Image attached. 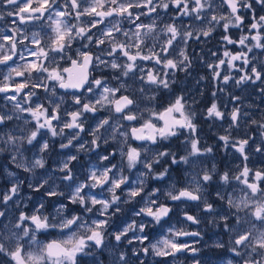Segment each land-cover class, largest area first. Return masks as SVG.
<instances>
[{"label":"snow or ice","instance_id":"1","mask_svg":"<svg viewBox=\"0 0 264 264\" xmlns=\"http://www.w3.org/2000/svg\"><path fill=\"white\" fill-rule=\"evenodd\" d=\"M193 7H189V4ZM221 6L226 5L230 11L227 15H216L211 14L215 12L212 0H91L89 7L81 9L78 0H70V5L73 11L59 10L56 5V0H24L23 3L20 0H0V4L13 5L15 7L16 14L19 15L21 21H28L32 19H41L45 12L54 13L55 19L53 23L55 27L53 31L54 37H49V51L62 54L61 59L67 58L71 62V67L59 68L53 67L51 71L48 67H45L39 60L26 63L22 66L13 67L9 73L4 76L3 80L0 81V93H8L9 91L15 94L6 96V99L17 101V95L24 92L25 88L30 90L25 93V103L30 106L27 108L17 102L14 104L16 112H28L35 120V124L31 129H28L25 134L13 135L11 132L0 135V143L5 147H0V152L8 150V146H15L17 154L12 156V161L16 163L18 168H23L25 171H32L35 168H43L45 161L43 158L35 159L31 166L24 163L22 160L17 161V155H19V148L25 143L32 145L37 140L38 135H41V130L46 129L51 136H63L65 129L75 130L71 137L67 138V143H61L60 148H68L73 145V140H78L80 133L84 132V124L87 120L86 113H96L107 108L110 113L108 118L100 120L95 128L90 131V135L93 137L91 140V148L95 149L100 146V142L108 144L109 137H105L101 141L100 129L109 125L111 128L110 138L115 139L116 134L119 133L122 138L121 144L128 145L127 151L123 147L120 148L119 154L121 160L126 159V167L131 170L136 167L138 163L143 164L146 169L145 172L140 173V177L129 184V177L124 175L123 166L118 167L116 164L106 165L103 169L93 167L89 170L85 181L80 182L73 189L71 185H68L70 191L66 196L68 203H61L54 210V213L46 211L45 204L41 202L31 213L21 211L16 223L13 225L14 228L18 229V232H12L10 235H6L0 232V254L10 258L14 264H77V257L79 255L88 256L91 255V251L86 249L100 248L104 245L106 234L116 242L126 240L127 244L132 245L138 243L142 247L140 249L133 248V256L138 257L140 253L145 255L151 252L156 257H168L173 256L175 253L188 250L197 251L195 247L188 243H179L176 238L182 236H200V232H188L184 229H177L175 226L167 229L168 235L156 242H151L148 235V230L156 225H160L162 220L168 218L170 213L173 212L172 206L165 203L168 201H199L203 205V209L212 214L210 223L219 225L222 222L223 228L229 233L234 232L235 229L229 224V220L233 215L231 211H226L223 215L216 214V209L213 203H210L207 198L203 196L205 185L208 182L213 181L215 174V166L211 170L201 169L200 173L193 175L191 181L186 186L177 188L175 183H172L167 190L162 193V190L158 187H153L151 190L147 189L146 180L151 177L154 180H163L169 175V168L171 165H179L180 163L188 164L189 157L200 156L212 152V148L205 146L201 148L199 146L200 141L196 138L195 133L197 125L193 122L194 113L189 114L186 111V102H184L183 96H178L173 103L163 109L161 112H156L151 108H145L144 111L148 113V118H144L143 113L134 111L133 106L136 105L138 108L137 101L131 98L129 95L121 94L119 97L116 96L122 90L127 92L128 86L124 83H120L118 87H109L104 79L96 78L90 72V69L104 65L107 68L115 70L118 74L114 76V79L119 80L121 77H128L130 73H134L138 65L136 61H154L156 65H162L163 69H176L180 65L182 71H187L191 66L188 56L183 50L179 53L183 59L175 61L168 58V48H171L173 42L179 37L184 43L187 39L192 38L193 32L190 30L180 31V28L176 25L173 17V23L164 25L162 31L169 34L168 39L161 45L160 51H155V45L147 48V54L141 47L145 45V40L141 36V31L147 29L148 33H151L156 28V21L154 20L151 24H137L136 31L132 33L135 37V42L127 43L117 39L115 33H120L124 37H129L128 31H123L120 27V20H116L111 23V26H105L103 29H98L100 32L99 36L95 33H91L93 28H97L99 24H103L106 18L109 17H123L129 19L130 22L135 23L136 20L140 19L141 15H150L155 13L157 9H163L167 11L170 4L175 7L179 16H193L195 19H202V13L210 10L209 23L223 20V28L227 33L229 26L241 27L244 24V16L240 14L241 9L252 11V19L254 22L250 24V29H256L257 34L252 36L251 39L256 41L254 47H264L261 44L260 28H264V15L257 17L254 11V4H259L264 7V0H220ZM35 5V6H33ZM143 8L145 12L135 13L133 9ZM8 16H12L13 12L9 11L6 13ZM27 14V15H24ZM75 16L76 20H79L81 16H91L93 19L88 22L86 26L80 24H70L64 20L65 16ZM4 18V14L0 13V19ZM49 19H52V15H49ZM213 27L207 29H200V33L205 37L209 36ZM13 31H17L13 29ZM197 40L200 38L199 35L195 37ZM0 39L10 41V52L11 54H4L0 56V64H7L8 61L13 59L16 55V41L14 36H3ZM224 41L229 44L238 43L245 45V42L249 39L248 36L242 35L238 41L232 40V38L225 34L222 36ZM76 40H86L87 43L82 45L85 50L77 49L75 52L76 58L68 55L66 49H71L72 44ZM32 43L39 44V40L34 38ZM107 43L108 48L102 49V52L108 56H115L117 52L121 56L126 58L124 63H117L116 59L112 61H106L101 58L100 55H95L88 50L89 45L99 47ZM2 47V46H0ZM132 49H135L133 52ZM251 51V48L248 49ZM163 54V55H162ZM30 55L42 57L44 60L48 59V51L43 48L39 49V52L32 51ZM225 57H229V63L236 60H243L245 64H248V58L246 53L240 52L233 54L229 51L223 53ZM24 59L23 56L20 57ZM185 61H188L185 64ZM56 62V58H52V63ZM225 60L220 59L219 65H224ZM219 65L210 66L218 67ZM234 66V65H233ZM21 67L24 71L21 70ZM25 71L31 75L33 71L48 73L45 80L55 81L59 88L62 89H74L79 90L80 94L73 93L72 102L74 105L79 107L69 112L65 110V116L70 117L69 120L63 121L62 125L57 130V127L53 125V121L60 122L61 117L59 115L61 104L64 103V98L59 97L60 103H55L49 99L51 111L48 107H45L43 103H37L34 106L31 105V98L35 95L34 89L37 87H43L46 92L50 91L53 95L56 92V88L49 89L44 82L33 83L30 80L13 83V74L17 77H22ZM140 72L144 73V69L141 67ZM67 74L65 76L64 74ZM251 75L245 74L239 80L236 81L240 84L244 81L255 82L262 79L261 71L253 67L251 69ZM214 77L219 78L220 73L214 72ZM168 72L162 70H148L143 75L139 76L142 81L155 85L157 89H169L174 81H170L168 78ZM230 76H224L223 80L226 83ZM97 90L99 94L97 95ZM141 93L144 92L143 88H140ZM264 91V89H261ZM85 93L92 94V98L85 96ZM215 95V93H213ZM147 99L154 100L155 96L146 97ZM238 100L239 97H234ZM115 114H120L113 124H109L110 119ZM178 114V117L177 115ZM15 113L0 114V126L5 125L8 121L14 119ZM208 117H215L223 119L224 113L219 110L216 103H212L211 107L207 109ZM233 126H236L237 121L240 118L239 107H234L230 113ZM152 117H155L158 121H162V125L158 126L157 123L153 122ZM15 118L19 119L18 116ZM43 118V121H41ZM142 120L140 126H130L126 131L120 132L119 129L123 127L121 121H136ZM25 124L30 121H25ZM252 123H259L253 120ZM260 127L264 128V123H260ZM186 129L191 134L186 141L190 146L187 154L177 158L176 153L164 150L158 151L152 155L149 159H141L142 153H147L148 149L144 147H132L128 144V139L131 137L137 141H149L155 144L158 140H167L170 137H178L180 130ZM24 132L23 129H21ZM225 142V147L228 146L230 140L229 135L220 137ZM248 139H241L236 143L232 144V147L236 148L241 153L244 160L248 159L245 154V146L248 144ZM49 148V143L45 141L40 151L43 153ZM80 150H91L86 149V145L81 143L78 146ZM256 151H260L257 147ZM116 153L111 152L108 155H101L99 159L101 161H109L111 156ZM167 158V159H165ZM77 160V156L72 155L68 157L67 161L63 162L59 168V171L64 172L65 175L61 177L64 181L73 180L72 169L70 164L72 161ZM168 165L167 167L161 166L162 170L155 171L154 165H160L161 161ZM170 161V163H169ZM115 170V171H114ZM253 176L252 182H249V175ZM9 176L14 174L9 172ZM198 177V178H197ZM243 177L244 179H241ZM51 177L43 180L38 185H29L33 187L34 191H40L45 185L49 183ZM219 179L224 184H228L231 180L240 181L247 189L245 196L239 202L232 198H226L222 192L217 191L215 193L216 198L221 201H225L228 205V209H236L237 212L248 209V216L251 218L250 227L238 234L234 239L230 238V243L233 245L231 251L237 256H246L242 260V264H264V187H261V182H264V171L252 170L246 165L239 175L229 176L228 172H224ZM127 187L122 188V186ZM19 183H13L12 187L8 189L3 195V203L7 204L8 201L12 200V197L17 194L19 189ZM107 186L106 190L110 194L109 198H102V192ZM100 188L101 193L93 195L91 189ZM88 189V192H85ZM120 190L126 199L121 201V196L117 195V191ZM244 191V189H242ZM47 197H64L63 191H58L56 188L49 187L45 190ZM163 195V199H162ZM140 198V202L143 204L135 212V217L151 218L150 220L137 221L133 219L130 223H127L119 231L109 232L111 221L113 217H116L122 212L121 204H129L136 198ZM70 205L79 206L76 209H72ZM85 214H93L98 216L96 219H92L91 216L85 219ZM5 212L0 210V217H4ZM186 221H190L193 224L201 223L200 219L194 215H189L184 212ZM240 217L236 215L237 223L240 221ZM259 223V228L257 223ZM6 227V226H5ZM50 230H57L61 234L64 230H68L66 235H62V238L51 239L48 241H42L38 239L40 234L49 235ZM132 236L129 238V233ZM254 232L256 233L254 235ZM27 238L28 250H25V244L21 241ZM146 242H148L146 244ZM217 248H223L224 244L217 242L215 245ZM238 246H243L241 250ZM35 248L36 250H32ZM118 260L120 264H127L126 253L120 252ZM139 264H143V261H139ZM228 264H233L230 260Z\"/></svg>","mask_w":264,"mask_h":264},{"label":"rangeland","instance_id":"2","mask_svg":"<svg viewBox=\"0 0 264 264\" xmlns=\"http://www.w3.org/2000/svg\"><path fill=\"white\" fill-rule=\"evenodd\" d=\"M78 3L82 8L89 7L91 0H78ZM212 3L215 10H217V8H222L223 12L226 11V5L221 6L220 0H212ZM15 7L16 6L13 5H5L4 9H2L5 16L3 19H0L1 34H3L1 29L7 23H9V27H13L17 30L16 32L14 31L15 36L13 35L17 42L15 50L16 55H14L13 59L8 61L7 64H0V75L6 71L4 74L5 76L9 73L11 68L22 66L39 59L38 56L30 55V52L35 51L38 53L39 49L45 46L44 41H42L46 38L44 32L46 29H51L50 26L45 25L49 24V22L36 19L31 22L32 30H27L25 26L21 24V20L18 16H8L6 14L9 11L14 12ZM189 7H193V5L190 3ZM133 11L135 13H140L145 12L146 9L137 8L133 9ZM174 11H176L175 7L170 4L167 11L158 8L157 11L151 15H141L140 19L136 20L135 23H132L129 19L123 17L117 19L113 18L114 16L109 17L105 19L103 24H99L97 28H93L89 34L91 35L92 33H95L96 36H99L100 32L98 29H103L106 25L110 27L111 23H114L119 19L121 29L123 31H128L129 37H124L120 33H115L117 39L122 42L133 43L135 42V37L132 36V33L136 31V25H148L155 20L156 28L153 32L148 33L147 29L141 31V36L145 40V45H142L141 47L144 49L145 54H147V48L153 47V45H155L154 50L159 52L161 45L164 44L169 36V34L162 31V29L164 28V25L173 23L172 13ZM209 12L210 10L203 12L204 20L193 26L185 25L184 23L187 19L182 16L175 19V23L180 28V31H192L193 38L191 40L187 39V42L184 43L178 37L177 40L173 42L172 47L168 49L167 55L168 58L179 61L183 59V57L179 55L181 50H183L191 62V66L187 71L181 70L183 65H180L176 69H163L162 65H156L154 61H141L138 59L136 61L138 67L135 72L130 73L128 77H121L119 80L114 79L113 77L118 73L104 65L95 68L94 76L96 78L104 79L109 87H118L120 83H124L128 86L129 90L127 92L122 90L120 93H117L116 96L118 97L121 93H128L130 96L135 97L138 108L134 105L133 110L143 113L144 118H148V113L144 111L145 108H151L158 113L173 103L178 96H183L184 102H186V111L189 114L194 113L193 122L197 125L195 136L200 141L199 146L201 148L205 146L211 147L212 152L200 156L189 157L188 164L180 163L179 165H171L169 168V175L163 180L158 181L148 177L146 180V190L158 187L163 193L172 183H175L177 188L184 187L191 181L193 175L201 172V169L211 170L213 166H215L213 181L208 182L205 185L203 196L207 198L210 203L214 204L216 214L223 215L226 211H231L241 218L239 223H237L236 215H233L229 220V224L235 229V231L231 233L226 231L222 226V222L219 225L210 223L212 214L203 209L201 202L176 201L175 211L172 213L171 217L162 220L160 225H156L148 230L149 239L153 243L162 239L164 236L168 235L167 229L173 226L177 229L182 228L188 232H200V236H182L176 238L179 243H188L195 247L197 251L193 252L185 250L183 252H177L173 256L156 257L152 254L150 249L148 254L145 255L141 252L140 255L136 257L133 256L132 250L133 248L140 249L142 247L141 245L138 243L129 245L126 240L123 239L118 243L114 238L106 234L104 245L100 248L86 249V251H91L92 254L88 256L79 255L77 257V264H120L118 260L120 252L126 253L127 264H133V261L135 260H137V264H139V261L141 260L143 261V264H228V261L230 260L233 264H242V260L246 258V256H237L230 250L233 246L230 243V238H236L238 234L251 226L250 223H246V221L251 220L248 216V209H243L239 212L234 208L229 210L226 202L218 200L215 193L220 191L226 198L230 197L239 202L244 198L247 191L245 185L240 181L231 179L228 184H224L219 177L224 172H228L230 177L232 175H239L245 165L252 170L264 171V128L260 127V123H264V91H261V89H264V47H254L255 42L251 41V39H248L245 42V45L227 43V41L222 39V36L225 34L229 35L234 41H238L240 37L235 38L234 34H232L233 32L230 30L225 33L223 26L220 28L219 26L214 25L213 21L209 23ZM192 17L195 18L194 15ZM82 18L83 20L85 19V23L87 24L93 19V17L87 15L82 16ZM52 27L54 28L55 25ZM209 27L214 28L209 36L205 37L200 33V29H207ZM12 31L13 30L9 33H13ZM214 34L215 36L213 38ZM34 35L35 39L39 40V44H30ZM197 35H199L200 40L205 43V48L203 46L196 47L197 44L202 45L200 40L195 38ZM260 42L261 44H264V36H261ZM0 43V46H2L0 47V56L11 54V42L2 39V42ZM49 44L50 43L46 44L48 50ZM92 48H95L97 55H100L101 58L106 61H112L113 59H116L117 63H124L126 61V58L121 56L119 52H117L115 56L104 54L102 49L106 50L108 48L107 43L99 47L89 45V49ZM249 48H251V51H248ZM80 49L84 50L83 47ZM132 51L134 52L135 49H132ZM225 51L231 53L244 52L247 55L249 63L245 64L243 60H236L232 61L230 64L229 57L223 55ZM48 53L51 54L50 57L48 55V59H50L51 63L44 64L45 67H48L49 70H51L53 67L62 65L61 63L57 64L56 62L52 63L53 53ZM21 56H23L24 59H21ZM55 58L57 61L58 58ZM220 59L225 60L224 65H219ZM187 63L188 61H185V64ZM215 65L219 66L210 67ZM141 67L144 69V73L150 69L154 71L158 69L167 71V78L170 81H174V83L171 84L169 89H157L155 85L148 84L139 79V76L144 74L140 72ZM253 67L257 68L258 71H261L262 79L255 82L244 81L237 84L236 81L242 76L245 74H252L251 69ZM21 70L24 71L22 67ZM214 72L220 73L219 78L214 77ZM26 73L29 74L25 71V74ZM25 74L22 77H17L13 74V83L30 80L33 83L44 82L49 89L53 87L56 88L54 95L50 91L46 92L43 87H37L34 89L35 95L31 98L32 106L37 103H43L45 107H48L49 111H51L49 99L55 103H60L59 97L64 98V103L61 104L59 113L61 121H53V125L59 130L63 121L70 119V117L65 116V110L71 112L74 108L79 107L72 102V95L73 93L79 95L80 91H66L65 89L59 88L55 81L45 80L48 76L47 73L33 71L31 76ZM226 75L230 76L231 79L225 83L223 77ZM140 88L144 89L143 93L139 91ZM29 90V88H25L24 92L19 93L17 95V101L6 99V96L15 94L12 91H9L8 93H0V114L15 113L13 120L0 126V135L11 132L13 135L19 136L25 134L28 129H31L34 126L35 120L30 113L16 112L13 107L17 102H19L24 108L30 106L28 103H25V93ZM213 93H215V95H213ZM96 94H99V90H97ZM84 95L88 98H92V94L85 93ZM153 95L155 96L154 100L146 98ZM234 97H239V99L236 100ZM212 103H216L219 110L224 113L223 119L207 116V109L211 107ZM234 107H239L240 109V118L237 121L236 126H233L230 116ZM109 115L110 113L107 108L94 114L86 113L85 116L87 117V120L85 123L88 124V130L85 133H80L78 146L81 143L85 144L87 139L89 140L87 146L90 147V142L93 139L89 134L90 131L95 128L100 120L108 118ZM119 115L120 114H115L112 116L109 124H113ZM16 116H18L19 119L15 118ZM152 119L158 126H161L163 123L162 121H158L155 117H152ZM253 120L258 121L259 123L254 124L252 123ZM25 121H30V123L25 124ZM41 121H43V118H41ZM142 122L143 121L140 119L136 121H121L123 127H121L119 131H126L130 128L131 124H140ZM21 129H23L24 132H22ZM74 131L75 130L73 129H65L63 136L58 135L53 137L46 129H43L41 130V135H38L37 140L34 141L32 145L25 143L19 148L20 154L17 155L18 162L22 160L24 163L31 166L35 159L43 158L45 161V166L43 168H35L30 172L25 171L23 168H18L16 165L11 167L10 161H12V156L17 154L15 146H8L7 151L0 152V210L5 212V216L0 217V232L5 233L6 235H10L12 232H18L19 230L14 228L13 225L16 223L20 212L31 213L41 202L45 204L47 212L54 213L55 208L59 206V204L68 203L66 199V196L70 191L68 185H71V188L74 189L77 184L85 181L89 170L93 167L103 169L106 165L110 164H116L118 167L122 166L120 155L119 158H116V155L111 156L109 161H101L99 159L101 155H108L111 153V148L113 147H116L118 152L121 147L126 151V145L121 144L122 138L119 133L116 134L114 140L110 138L111 128L109 125L100 129L101 141L105 137H109L108 144L101 142L100 148L92 149L91 152H85V155L87 156L85 160L80 159V152H77L75 149L60 148V144L67 143V138L71 137ZM190 135L191 134L188 130L181 129L178 137H170L167 140H158L155 144L149 141H137L136 143L131 137L128 139V144H131L132 147H144L148 149L147 153H142V160L145 159V157L150 159L156 152L164 150L176 153L177 158H179L180 156L187 154L190 146L186 141ZM224 135L230 136L227 147H225V142L220 139V137ZM58 137L61 138L60 142L57 141ZM241 139H248L249 141L245 146V154L248 157L246 161L241 153L237 151L236 148L232 147L233 143H236ZM45 141L49 143V148L42 153L40 147ZM0 147L5 146L0 143ZM32 147H34L33 150H31ZM257 147L260 148V151H256ZM72 155L77 156L79 159L78 161H72L70 164L73 180L64 181L61 177H63L65 173L59 171V168L62 163L67 161L68 157ZM162 165L165 167L168 166L164 164V161L162 160L160 165H154V170H162ZM145 171L146 169L143 167V164L138 163L137 173L130 172L127 174L124 170V175L129 177V184H132L140 177V173ZM9 172L14 175L9 176ZM49 177H51L49 183L45 185L44 188H41L40 191H34L33 187H29L30 184L34 186L38 185L42 183L44 179ZM241 179L244 178L241 177ZM248 180L249 182H252L253 176L251 174L249 175ZM13 183H19L20 186L18 192L12 197V200L8 201L7 204H4L2 199L3 195L8 192V189L12 187ZM49 187L56 188L58 191H63L65 196L47 197L45 195V190ZM125 187H127V185L122 186V188ZM261 187H264V182H261ZM106 188L107 186H105L103 192L100 188L91 189V193L95 195L102 192V198H109L110 194L107 192ZM242 189H244V191H242ZM88 191V189H85V192ZM117 195L121 196V201L126 199V196L123 195L120 190L117 191ZM171 202L173 201L165 200V203L169 204ZM142 206L143 204L140 202L139 197L129 204H121L122 212L116 217H113L109 232L119 231L133 219H136L138 222L141 220H150L151 218L135 217V212ZM69 207L76 209L79 206L70 205ZM183 212H191L194 216L200 219L201 223L193 224L190 221H186ZM89 216H91L92 219L98 218V216L93 214H85V219H88ZM255 223H257V227L259 228V223ZM67 232L68 230H64V233L61 234L57 230H50L49 235L40 234L38 239L45 242L51 239H59L62 238V235H66ZM255 234L256 233L254 232V235ZM128 235L130 238L132 233L130 232ZM217 242L224 244V247L217 248L215 246ZM21 243L25 244V250L27 251V238L21 241ZM147 243L148 242H146V244ZM238 247L243 250V246ZM32 250L36 249L33 248ZM0 264H14V262H12L9 257L0 254Z\"/></svg>","mask_w":264,"mask_h":264},{"label":"flooded vegetation","instance_id":"3","mask_svg":"<svg viewBox=\"0 0 264 264\" xmlns=\"http://www.w3.org/2000/svg\"><path fill=\"white\" fill-rule=\"evenodd\" d=\"M20 2L21 3H23L24 2V0H20ZM56 5H57V8L59 9V10H63V11H73V9L71 8V5H70V0H56ZM4 6H5V4H0V13H3L4 14V16H5V13L2 11V9H4ZM33 6H35V5H33ZM254 11H255V15L257 16V17H259L260 15H264V7H262L261 5H259V4H254ZM191 8V7H190ZM226 8V11L225 12H223L222 11V8H217V10H215V12H212L211 14H216V15H221V14H223V15H227L228 14V12L230 11V9H228L227 8V6L225 7ZM81 9H82V7H81ZM52 15V19H49V15ZM152 14V13H151ZM150 14V15H151ZM240 14L241 15H243L244 16V24L243 25H241V27H239V28H237V27H232L231 25L229 26V29L228 30H230V31H232L233 33L232 34H234V36H235V38L237 37H241L242 35H246V36H248L249 37V39H251V37L252 36H255L256 34H257V30L256 29H250V24L252 23V22H254L253 21V19H252V15H253V13H252V11H250V10H245V9H241V12H240ZM13 15L14 16H18L19 17V15H17L16 14V11H14L13 12ZM24 15H27V14H24ZM203 13H202V17H203ZM208 15L210 16V12L208 13ZM172 16L173 17H180L179 15H178V13H177V10L176 11H174L173 13H172ZM183 18H185V19H187L186 20V22L184 23L185 25H187V26H193V25H195L196 23H200L202 20H204V17L202 18V19H199V20H197V19H195V18H193L192 16H182ZM56 17H55V14L54 13H49V12H45L44 14H43V17L41 18V20L42 21H46V22H49V24H45V25H47V26H50V30H45V39L44 40H42V41H44V43H45V46H43L42 48L45 50V51H48V52H50V53H53V56L52 57H57L58 58V60L56 61V63L57 64H59V63H61L62 65L60 66H58L59 68H65V67H71V62L65 57V58H63V59H61L60 57H61V55L62 54H57V53H54V52H51V51H49L47 48H46V44L47 43H50V40H49V37H54V31H53V25H54V23H53V20L55 19ZM113 18H115V19H117V18H120V17H113ZM64 20H66V21H68V23H70V24H80L81 26H86L87 25V23H85V19L83 20V18H82V16L79 18V20H76L75 19V16L73 15L72 17H68V16H65L64 18H63ZM34 20H36V19H32V20H28V21H21V24L23 25V26H25V28L27 29V30H32L31 29V26H32V21H34ZM40 20V19H39ZM108 22V21H107ZM225 23V21H223V20H221V21H219V23H216L215 21H213V24L214 25H216V26H219L220 28H222V26H223V24ZM109 24V23H108ZM13 29H15V28H13V27H9V23H7V24H5L4 25V27L1 29L2 31H3V34H1V32H0V37H3V36H6V35H8V36H15V32L14 31H12L13 33H9L11 30H13ZM259 32H260V34H261V36H264V28H260L259 29ZM214 36H215V34L213 35V38H214ZM193 38V37H192ZM192 38H189V40H191ZM212 38V39H213ZM199 40H200V38H199ZM251 41H254V40H252L251 39ZM0 42H2V39H0ZM200 42L202 43V45L201 44H197L196 45V47H201V46H203L204 48H205V43H203V41L202 40H200ZM255 43H256V41H254ZM87 43V41L86 40H76V41H74L73 42V44H72V48L71 49H66V52H67V54L68 55H70V56H72L74 59L76 58V55H75V52H76V50L77 49H79V50H81L80 48L82 47V45H84V44H86ZM1 44V43H0ZM30 44H34V43H30ZM90 46H93V45H90ZM16 47H17V42H16ZM2 49V48H1ZM169 49V48H168ZM85 50V49H84ZM88 50H90L93 54H94V56L95 55H97V53H96V51H95V48H92V49H88ZM83 51V50H82ZM192 53H195V52H192ZM218 53V52H217ZM233 54H236L235 52H233ZM48 55H49V57H50V55L51 54H49L48 53ZM117 57H119V56H117ZM192 57H193V55H192ZM39 62L40 63H43V64H47V63H51L50 62V59H47V60H44L42 57H39ZM51 71V70H50ZM90 72L92 73V75L94 76L95 75V68L94 69H90ZM97 72V71H96ZM6 73V71L4 72V73H2L1 75H0V81H2V78H4V74ZM48 74V73H47ZM25 75H29V74H25ZM34 75H36V74H34ZM65 76H67V74L65 73L64 74ZM31 76V75H30ZM66 91H68V90H74V89H65ZM76 91H79V90H76ZM122 94H124V93H122ZM128 94V93H127ZM132 97V96H131ZM132 98H134V100H136V98L135 97H132ZM76 108H74L73 110H75ZM72 110V111H73ZM175 115H177V117H178V114H175ZM142 123H140V124H137V123H133V124H131V126H140ZM84 132H82V133H85V132H87V130H88V124L87 123H85L84 124ZM82 136H84V135H82ZM86 136V135H85ZM85 138V137H84ZM58 140L57 141H59L60 142V140H61V138H57ZM134 140V139H133ZM78 141H79V139L78 140H73V145L72 146H69L68 148L69 149H75L77 152H78ZM136 143H137V140H134ZM52 142V141H51ZM89 143V140H87L86 139V141H85V145H86V149H91L92 150V148H91V146L90 147H88L87 146V144ZM101 143V142H100ZM131 145V144H130ZM88 147V148H87ZM127 147H128V145H126L125 146V149H126V151H127ZM33 148L34 147H32V149L31 150H33ZM98 148H100V146L98 147ZM98 148H95V149H98ZM91 150H80L79 152H80V159H83V160H85L86 158H87V156L85 155V152H91ZM111 150H112V152H115L116 154V158H119V152H118V150H117V148L116 147H113V148H111ZM79 159L77 158V160L76 161H78ZM126 164H127V161H126V159H124L123 161H122V166H123V169L125 170V172L127 173V174H129L130 172H132V173H137V165H136V167L135 168H133V169H131V170H129L127 167H126ZM175 202L176 201H173V202H171V203H169L171 206H173V212L172 213H174V211H175ZM191 213V212H190ZM183 214H184V212H183ZM172 215V214H171ZM171 215H170V217H171ZM133 264H137V260H135V261H133Z\"/></svg>","mask_w":264,"mask_h":264},{"label":"water","instance_id":"4","mask_svg":"<svg viewBox=\"0 0 264 264\" xmlns=\"http://www.w3.org/2000/svg\"><path fill=\"white\" fill-rule=\"evenodd\" d=\"M125 95H128L127 93H124ZM119 97V96H118ZM132 98V97H131ZM170 205V204H169ZM171 206V205H170ZM172 208H173V206H172ZM189 215H193L192 213H190V212H187ZM172 213H170V215H171ZM184 215V214H183ZM170 217V216H169ZM168 217V218H169ZM166 219V218H165ZM185 251V250H184ZM183 252V251H182ZM195 264H198V263H195Z\"/></svg>","mask_w":264,"mask_h":264},{"label":"bare ground","instance_id":"5","mask_svg":"<svg viewBox=\"0 0 264 264\" xmlns=\"http://www.w3.org/2000/svg\"><path fill=\"white\" fill-rule=\"evenodd\" d=\"M232 140V139H231ZM10 165H11V167L12 166H15L16 165V163L14 164L12 161H10ZM13 170V169H12ZM5 181V180H4ZM10 185V184H9Z\"/></svg>","mask_w":264,"mask_h":264}]
</instances>
